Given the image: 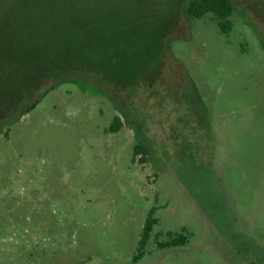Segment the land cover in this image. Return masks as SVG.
<instances>
[{
  "label": "rangeland",
  "instance_id": "1",
  "mask_svg": "<svg viewBox=\"0 0 264 264\" xmlns=\"http://www.w3.org/2000/svg\"><path fill=\"white\" fill-rule=\"evenodd\" d=\"M187 1L0 0V125L56 81L19 86L8 58L93 44L138 81L62 85L0 134V264H264V0H232L228 34Z\"/></svg>",
  "mask_w": 264,
  "mask_h": 264
},
{
  "label": "trees",
  "instance_id": "2",
  "mask_svg": "<svg viewBox=\"0 0 264 264\" xmlns=\"http://www.w3.org/2000/svg\"><path fill=\"white\" fill-rule=\"evenodd\" d=\"M235 12L236 7L232 0H188L186 3V13L191 21L210 15L212 20L218 23L223 34H228L232 31L231 18ZM61 52V55H57L56 53L51 54L49 51L45 53L38 52L34 54V58L27 60L28 62L24 60L18 63L10 60V58H8L7 64L2 62L8 79L11 76V79L16 80L14 82L19 86H23L28 82L43 83L53 79L56 81L51 85L45 84V86L36 92L33 100L27 101L20 109L18 108L15 113L13 112L10 117H7L4 123L0 125V134L7 131L5 136H8V130L12 126L19 123L50 92L58 89L62 85L73 84L82 91L92 95H101L106 98H112L110 95H112L111 92L113 91V96L117 98V92H123L124 96H126L125 92H127V95H130L133 89L130 87L138 82H128V84H125L121 77L116 78L114 74L111 75L115 65H113L112 58L108 57L107 54H109V51L106 47L98 49V46L90 44V46L83 50L77 47H66L65 52L62 50ZM120 81H123V83H120ZM14 82L9 81L12 86H14ZM117 100L120 106L117 102L114 103V106L127 121V114L125 112L127 107L122 106L125 103L127 104L126 97ZM128 123L131 125L130 122ZM123 125H125L123 118L116 116L109 131L113 133L118 132ZM134 129L137 132V128L135 127ZM136 136L138 137L137 133ZM148 152L149 149L141 144L134 150L135 156L140 155L142 161L146 159ZM157 222L153 218L152 211L144 227L143 237L140 241V249L134 256L135 262L143 258L145 248ZM168 236L170 240L164 243H158L159 248L184 246L188 242V237L185 234L174 235L173 233H168Z\"/></svg>",
  "mask_w": 264,
  "mask_h": 264
},
{
  "label": "flooded vegetation",
  "instance_id": "3",
  "mask_svg": "<svg viewBox=\"0 0 264 264\" xmlns=\"http://www.w3.org/2000/svg\"><path fill=\"white\" fill-rule=\"evenodd\" d=\"M259 40H260V42L262 43V45L264 47V41L261 38H259Z\"/></svg>",
  "mask_w": 264,
  "mask_h": 264
}]
</instances>
